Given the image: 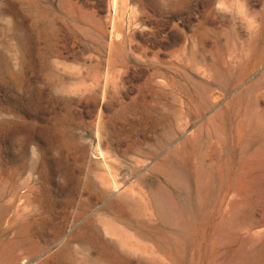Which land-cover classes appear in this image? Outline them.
I'll return each instance as SVG.
<instances>
[{"label": "rangeland", "instance_id": "obj_1", "mask_svg": "<svg viewBox=\"0 0 264 264\" xmlns=\"http://www.w3.org/2000/svg\"><path fill=\"white\" fill-rule=\"evenodd\" d=\"M0 264H264V0H0Z\"/></svg>", "mask_w": 264, "mask_h": 264}, {"label": "bare ground", "instance_id": "obj_2", "mask_svg": "<svg viewBox=\"0 0 264 264\" xmlns=\"http://www.w3.org/2000/svg\"><path fill=\"white\" fill-rule=\"evenodd\" d=\"M102 136H103V134H102ZM101 138L104 139L103 137H101ZM184 142H185V141H184ZM181 144H182V143H181ZM168 145H169V144H168ZM178 146H179V144H178ZM178 146L175 147L174 149H172L171 152L169 151L170 153H169L167 156L164 155L165 158H166V159H169V158H171V157L177 156V154H179V150H180V146H179V147H178ZM182 146H183V145H182ZM186 146H187V145H186ZM182 148H183V147H182ZM184 148H185V147H184ZM164 149H165V148H164ZM132 150H134V149H132ZM186 150H187V149H186ZM139 151H140V150H139ZM184 151H185V150H184ZM142 152H143V151H142ZM182 152H183V150H182ZM116 153H117V152H116ZM128 153H130V152H128ZM128 153H127V154H128ZM140 154H141V153H140ZM149 156H150V155H149ZM127 157H128V156H127ZM149 159H150V158H148V160H149ZM162 159H164V158H162ZM162 159H161V160H162ZM148 160H147V161H148ZM151 160H152V159H151ZM161 160H160V161H161ZM164 160H165V159H164ZM164 160H162V162H163ZM132 161H133V160H132ZM160 161H159V162H160ZM160 163H161V162H160ZM160 163H158V164H160ZM127 164H128V163H127ZM132 164H133V163H132ZM90 165H91V164H90ZM131 166H132V165H131ZM124 167H125V166H124ZM134 167H135V166H134ZM136 167H137V166H136ZM137 168H138V167H137ZM109 169H110V168H109ZM139 169H140V168H139ZM110 170H111V169H110ZM130 170H131V169H130ZM111 171H112V170H111ZM137 171H138V170H137ZM112 172H113V171H112ZM135 173H136V172H135ZM110 174H111V173H110ZM125 177H126V176H125ZM128 177H129V176H128ZM128 179H130V178H128ZM128 179H127V180H128ZM114 184H115V183H114ZM122 184H123V183H122ZM117 190H118V189H117ZM164 190H165V189H164ZM137 191H138V190H137ZM147 191H148V190H147ZM165 191H166V190H165ZM106 192H107V191H106ZM106 192H105V193H106ZM105 193H104V194H105ZM160 193H161V192H160ZM96 194H98V193H96ZM165 194H166V192H165ZM165 194H164V197H163V193H161V195H160L159 198H158L156 195H151V196H152V199L154 198V201H153V202H155V206H156V203L159 202L158 200H160V202H162V203H163L164 201H165V203L167 202L166 206H167L168 209H169V215H168V216H169L170 218H172V219H173V218H176V216H178L179 214H176V213L171 209L170 202L166 199V195H165ZM161 197H163L164 199L161 198ZM83 198H84V197H83ZM83 198H82V199H83ZM101 198H102V197H101ZM130 198H131V200L133 199L132 197H130ZM137 198H138V197H137ZM142 198H143V197H142ZM80 199H81V198H80ZM82 199H81V200H82ZM138 199H139V198H138ZM147 199H148V198H147ZM147 199H146V200H147ZM163 200H164V201H163ZM101 201H102V200H101ZM104 201H105V200H104ZM147 201H148V200H147ZM135 202H136V201H135ZM104 204H105V203H104ZM107 204H108V203H107ZM109 204H110V202H109ZM113 204H115V203H113ZM117 204H118V202H117ZM83 205H84V204H83ZM115 205H116V204H115ZM108 206H110V205H108ZM117 206H118V205H117ZM117 206H114V207H117ZM119 206H120V203H119ZM119 206H118V207H119ZM126 206H127V205H126ZM105 208H106V206H105ZM109 209H110V208H109ZM112 209H114V211H115V209H117V208H113V207H112ZM148 209H149V208H148ZM151 210H152V209H151ZM151 210H149V211L151 212ZM48 211H49V210H48ZM104 211H105V210H104ZM52 212H53V211H52ZM116 212H117V211H116ZM116 212H115V213H116ZM119 212H121V211L119 210ZM117 213H118V212H117ZM144 214H145V213H144ZM144 214H143V215H144ZM148 214H149V213H148ZM150 214H151V213H150ZM118 215H119V214H118ZM145 216H146V214H145ZM148 217H150V219H152L151 216H148ZM77 218H78V217H77ZM145 218H147V216H146ZM170 218H169V219H170ZM122 219H124V218L122 217ZM153 219H154V216H153ZM169 219H168V220H169ZM143 220H146V219H143ZM147 221H148V220H147ZM170 221H171V220H170ZM81 222H82V221H81ZM148 222H149V221H148ZM151 222H152V221H151ZM154 222H155V221H154ZM171 222H172V221H171ZM75 223H76V222H75ZM121 223H122V222H121ZM130 223H131V222H130ZM139 223H140V221H139ZM144 223H145V222H144ZM79 224H80V223H79ZM86 224H87V223H86ZM134 224H135V223H134ZM134 224H132V225H134ZM147 224H148V223H147ZM150 224H151V223H150ZM153 225H155V223H154ZM144 226H145V224H144ZM76 227H77V226H76ZM76 227H75V228H76ZM150 227H151V225H150ZM150 227H149V228H150ZM80 228H81V227H80ZM145 229H146V227H145ZM145 229H144V230H145ZM142 230H143V228H142ZM148 230H149V229H148ZM148 230H147V231H148ZM98 232H99V231H98ZM149 232H151V231H149ZM72 233H73V232H72ZM86 233H87V232H86ZM176 233H177V232H176ZM73 234H74V233H73ZM83 234L85 235V233H83ZM76 235H77V234H76ZM76 235H75V236H76ZM171 235H172V234H171ZM173 235H174V234H173ZM71 236H72V235H71ZM96 236H99V234L96 235ZM96 236H95V237H96ZM92 237H93V236H92ZM92 237H91V238H92ZM170 237H171V236H170ZM68 238H69V237H68ZM84 238H86V236H85ZM98 238H99V237H98ZM98 238H97V239H98ZM171 238H172V237H171ZM165 239H166V238H165ZM70 240H71V239H70ZM67 241H68V240H67ZM74 241H77V239H75ZM74 241H73V242H74ZM87 241H88V240H87ZM95 242H96V241H95ZM69 243H70V242H69ZM69 243H68V244H69ZM74 243H76V242H74ZM95 244H96V243H95ZM98 244H101V243H98ZM73 246H74V245H73ZM73 246H72V247H73ZM88 246H89V244L87 245V247H88ZM97 246H98V245H97ZM64 247H65V246H64ZM94 247H96V246H94ZM52 249H55V248L53 247ZM63 249H64V248H63ZM74 249H75V248H74ZM78 249H79V248H78ZM78 249L76 248L75 250H78ZM91 250H92V249H91ZM50 251H51V250H50ZM50 251H49V252H50ZM59 251H60V250H59ZM73 251H74V250H73ZM68 252H69V251H68ZM78 253H79V252H78ZM81 253H82V252H81ZM81 253H80V254H81ZM88 253H89V252H88ZM56 254H57V253H56ZM47 255H48V254H47ZM53 255H54V254H53ZM53 255H52V256H53ZM65 255L67 256L65 250H61V252H59V253L57 254V256H58L57 258L59 259V256H60V257H66ZM68 255H69V254H68ZM81 255H82V254H81ZM50 256H51V255H50ZM69 256H70V255H69ZM47 258H50V257L48 256ZM51 258H54V256L51 257ZM55 259H56V257H55ZM63 259H64V258H63ZM60 260H61V259H60ZM61 261H62V260H61Z\"/></svg>", "mask_w": 264, "mask_h": 264}]
</instances>
